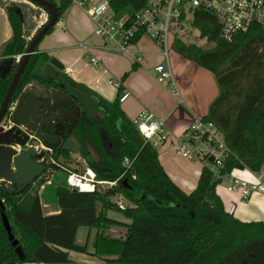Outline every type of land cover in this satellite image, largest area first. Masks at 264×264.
<instances>
[{
	"label": "trees",
	"instance_id": "16d2710c",
	"mask_svg": "<svg viewBox=\"0 0 264 264\" xmlns=\"http://www.w3.org/2000/svg\"><path fill=\"white\" fill-rule=\"evenodd\" d=\"M26 1L44 9L48 20L51 17L46 8L29 0L22 3L0 0L12 28V35L0 53V106L19 66L16 56L26 52L30 39L44 25L35 31L37 26L31 22L35 9ZM50 1L59 7L57 24L72 2ZM145 1L111 0V5L116 13L122 14L127 9L138 10ZM194 19L202 38L214 46L203 49L175 36L173 49L214 76L218 94L204 118L226 135L232 150L223 173L248 169L259 174L264 171V32L254 27L236 33L229 41L221 35L222 22L214 13L198 10ZM39 46L30 56L12 100L19 101L29 92L25 87L36 84L47 93L62 91L76 95L83 109L75 128L59 145L44 141L53 150L48 157L54 162L46 163L42 177L22 192L0 191L3 264H74L69 251L102 258L107 264H264V221H242L226 211L217 193L222 180L204 169L194 191L185 192L163 168L158 149L141 136L134 120L123 110L122 91L113 101L106 100L66 72L57 70L51 63L53 57L39 51ZM136 68L134 64L130 72ZM130 72L124 74L122 82ZM76 130L86 164L97 172L100 180L117 184L94 193L59 186L56 196L60 212L45 215L40 188L54 171L64 168L57 160L69 156L65 143ZM34 185L37 187L31 191ZM117 194L133 205L120 209L111 201ZM112 209L122 212L130 222L110 218L108 211ZM3 212L25 260L17 255L9 240L2 223ZM81 227L96 232L98 239L96 246L92 242V249L89 239L83 244L78 242ZM112 227L123 228V234L113 236Z\"/></svg>",
	"mask_w": 264,
	"mask_h": 264
},
{
	"label": "crops",
	"instance_id": "0c3cea01",
	"mask_svg": "<svg viewBox=\"0 0 264 264\" xmlns=\"http://www.w3.org/2000/svg\"><path fill=\"white\" fill-rule=\"evenodd\" d=\"M95 27L96 24L87 11L72 3L71 7L57 22L54 31L42 39L39 51H44L49 56L58 58L64 65L62 71L66 72L73 80L90 89L92 88L106 100L113 101L118 96L119 89L110 83V79L115 78L122 82L124 74L130 72L135 63L130 55L121 53L109 46L104 47L103 40L95 35ZM11 35L12 28L7 12L0 6V53ZM81 43L90 46L91 54L100 60L99 64H93L84 55ZM139 47L145 50L146 54L144 60L137 64V68L130 72V75L122 82V94L128 92L129 95L120 104L132 120L143 109L151 110L155 116L167 120V126L172 135H179L189 126L194 117L204 118L208 114L209 106L218 94V86L214 76L207 69L184 59L172 49V69L180 88L181 102L180 97L170 93L169 86L161 85L156 80L153 67L161 59L157 42L152 38H142L139 41ZM173 51L175 55H173ZM30 85L37 87L28 89L31 92L39 95L47 93L43 87L36 84ZM73 138L77 139L79 145L82 144L78 130L73 133ZM67 139L68 144L71 143L69 138ZM67 148L69 149V147ZM69 152L71 155L79 153L80 156L77 159L86 165L80 148L76 152L69 149ZM158 152L159 160L171 180L185 192H193L198 186L197 183L203 168L198 163L191 162L175 152L171 143L160 146ZM70 166L72 169L78 167L75 168L72 164ZM235 175L252 179L248 170L244 169L237 170ZM49 182L50 180L47 181V183ZM223 184L222 189L218 186L217 193L223 200L226 211L232 203H235L236 209L233 215L240 220L264 221V195L256 193L250 198L242 200L239 195L232 194L227 190V182H223ZM43 189L44 185L40 188L39 193L44 214L59 213L60 206L57 203L54 204L56 206H53L51 203L42 200ZM108 216L118 220L123 219L113 216L112 213H109ZM81 228L83 229V227ZM95 233L94 230L84 227L83 239H78V242L83 244L88 239L95 238ZM69 254L76 264H93L88 262L89 260L96 262L100 260L102 261L101 264H107L104 259L90 254L74 251H69Z\"/></svg>",
	"mask_w": 264,
	"mask_h": 264
},
{
	"label": "built area",
	"instance_id": "2783aa9c",
	"mask_svg": "<svg viewBox=\"0 0 264 264\" xmlns=\"http://www.w3.org/2000/svg\"><path fill=\"white\" fill-rule=\"evenodd\" d=\"M70 1L83 7L91 16L96 24L95 35L103 40L104 47L109 46L130 55L135 64H140L146 54V51L139 47V41L143 36L157 42L161 59L153 67L156 80L161 85L169 86L170 93L180 98L181 92L171 60L175 38L172 36V22L181 23L189 14L192 15L194 22L198 10H207L220 19L221 35L229 41L236 33L248 32L254 27L264 32V0H146L145 5L138 10L127 9L122 14L115 12L111 0ZM81 47L84 55L93 64L100 63V60L91 54L89 45L81 43ZM16 58L19 62L22 57L18 55ZM110 83L119 90L122 89L120 80L111 78ZM128 95V92H123L120 102ZM17 103L18 101L12 100L9 104L7 113L9 124L13 120ZM133 120L141 136L155 148L171 143L173 150L183 158L198 163L203 170L210 171L217 179L222 180V183L227 182V190L239 195L240 199H248L256 193L264 195V171L256 174L244 169L248 170L252 179L235 175L237 169L224 175L223 168L232 150L227 144L226 135L212 121L194 117L181 134L174 136L168 129L167 120L155 116L149 109H143ZM34 146L38 152L43 153L44 158L41 161L45 165L54 162L52 157H48L53 153L52 148L44 143ZM64 169L68 173L66 187L77 192L94 193L101 187L111 188L117 184V181L100 180L97 172L87 164L82 169ZM116 202L120 209H126L127 206L121 200ZM235 209L236 204L232 203L228 211L233 214Z\"/></svg>",
	"mask_w": 264,
	"mask_h": 264
},
{
	"label": "water",
	"instance_id": "95a60500",
	"mask_svg": "<svg viewBox=\"0 0 264 264\" xmlns=\"http://www.w3.org/2000/svg\"><path fill=\"white\" fill-rule=\"evenodd\" d=\"M46 8L50 14V19L30 39V44L26 52L21 55L19 66L14 73L7 89V94L0 106V191L3 193H14L24 191L28 185L44 175L45 163L42 152H38L34 146L36 139L48 142L51 145H59L60 140L56 135L47 130L54 125L64 124L69 132L75 128V117L71 116L72 98L61 91L54 94L38 96L34 92H27L25 96L16 104L12 116V125L6 128L2 123L6 117L9 104L12 101L15 89L25 71L30 60V56L35 53L41 39L47 31L56 25L59 7L50 0H29ZM51 63L57 69H63L64 65L58 58H52ZM31 145V146H30ZM2 204V202L0 201ZM2 223L8 233L9 240L15 246L17 255L25 260L26 256L19 240L12 234L11 223L5 212L2 213ZM97 239L94 242L96 246ZM0 264H3L0 258Z\"/></svg>",
	"mask_w": 264,
	"mask_h": 264
},
{
	"label": "rangeland",
	"instance_id": "374dc122",
	"mask_svg": "<svg viewBox=\"0 0 264 264\" xmlns=\"http://www.w3.org/2000/svg\"><path fill=\"white\" fill-rule=\"evenodd\" d=\"M2 1H6V0H2ZM12 1L22 3V1H25V0H12ZM54 1L59 2L60 0H54ZM26 3H29V5H31V7H34V9H35V13L31 18V22L33 25L37 26L35 28V31H36L38 28H40V26L43 23H45L48 20L49 15L41 7H36L35 5H33L27 1H26ZM172 36H177L180 40H182L186 44H195V45H197L203 49L210 48V47L214 46L213 42L208 41L207 38H205V39L202 38V36L200 35V31L194 25L192 15H190V14L187 16L186 20H183V22H181V23H177L176 21L172 22ZM143 38H150V37L143 36ZM173 55H175L174 51H173ZM154 61H156V60H154ZM1 62H2V60H0V64H1ZM31 88L35 89L37 87L30 85V84L25 87L26 90L31 89ZM7 118H8V115L4 118L3 124L6 121H8ZM69 140H70L69 142H71V143L68 144V142L66 141L65 147H69V149L72 150L73 152H76L77 149L79 150L80 145H79L77 139L73 138V133L71 136H69ZM68 155L69 156H67V157L61 156L60 159L57 160L60 164H62L64 166V168L72 169L70 164H72L75 168L78 166L76 169H82L85 166V163H83L82 161H79V159H77L80 156L79 153H75L74 155H71L69 152ZM64 168H62L61 170H58V171H54V174L51 177L50 182L49 183L45 182V184H44V189L42 191V200L44 202L51 203L53 206H56L54 204L57 203V196H56L57 187L66 186V180H67L68 173L65 171ZM224 184L221 183L219 185L220 186L219 188L222 189ZM36 187L37 186L34 185L31 188L32 189L31 191H35ZM106 189H107V187H101V190H106ZM117 200H121L127 207H128V205H133L132 203H130L129 200H127L124 196H122L120 194H117V195H114L111 197V201L118 205V203L116 202ZM109 213H112V215L116 216L117 218L118 217L123 218L121 220L123 222H128V220H129V219H125L122 212H120L116 209H112V210L108 211V215H109ZM83 231H84V227H83V229L82 228L80 229V232L78 235V239H80V240L83 239V237H82ZM123 231L124 230L121 227H112L111 233L113 234V236L120 237L123 234ZM96 239H98V238L97 237L95 239L91 238L89 240L90 241V244H89L90 249H92V242L94 243ZM88 262H92L93 264H101L102 261L99 260L96 262V261H90L89 260ZM73 263L76 264L74 261H73Z\"/></svg>",
	"mask_w": 264,
	"mask_h": 264
},
{
	"label": "flooded vegetation",
	"instance_id": "af4514ba",
	"mask_svg": "<svg viewBox=\"0 0 264 264\" xmlns=\"http://www.w3.org/2000/svg\"><path fill=\"white\" fill-rule=\"evenodd\" d=\"M28 91H30V90H28ZM63 93L66 94L68 97L72 98V100H73V104L72 105L73 106L71 107L70 112H71V116L75 117V119L77 120L78 116L81 114L82 109H83L79 99L77 98L76 95H73V94H70V93H66V92H63ZM50 94H54V93H44L42 95H39V94H37V95L42 97L43 95H50ZM76 120H75V124H76ZM3 125L6 128H9L12 125V122H10V124H9L8 121H6ZM47 131L52 133V134H54V135H56L57 138L60 140V142L64 140V138L66 137V135L68 133H70L68 131L66 125H64V124L54 125V127L48 129ZM34 142H36V144H38V145L40 143H44V142L40 141V139H36Z\"/></svg>",
	"mask_w": 264,
	"mask_h": 264
}]
</instances>
